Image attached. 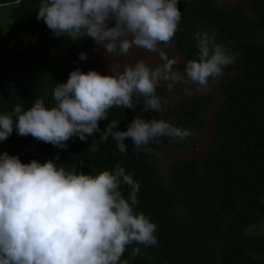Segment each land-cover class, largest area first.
I'll return each instance as SVG.
<instances>
[{
	"label": "trees",
	"instance_id": "trees-1",
	"mask_svg": "<svg viewBox=\"0 0 264 264\" xmlns=\"http://www.w3.org/2000/svg\"><path fill=\"white\" fill-rule=\"evenodd\" d=\"M254 13L238 4L223 6L218 0H186L178 3L182 13L172 40L188 62L197 59L198 31L215 32L217 43L234 56V71L222 76L217 88L222 93L220 106L209 112L211 97L202 95L177 103L178 117L168 121L162 111L146 112L145 119H157L187 129L194 126L213 131L212 149L201 160L184 159L173 164L170 182L161 177L152 160L158 147L184 148L179 142L160 137L150 142V152L133 151L131 138L125 140L122 154L110 136L101 143L100 134L81 141L74 136L61 149L31 135L21 137L15 129L4 141L10 156L22 163L53 160L58 166L97 175L120 164L139 182V201L135 212H143L156 224L157 245L132 244L122 260L129 264H264V236L245 234L264 222V0H244ZM41 0H0V115L11 113L16 105L29 110L37 98L48 108L55 106L53 89L79 67L76 56L89 52L93 40L73 42L67 35L57 37L37 20ZM157 94L161 103L165 90ZM113 107L109 118L99 122L101 131L112 119L119 130L141 115ZM95 140L96 150L90 151ZM57 157H59L57 159ZM127 199L131 189L121 186ZM139 247L134 259L131 252Z\"/></svg>",
	"mask_w": 264,
	"mask_h": 264
},
{
	"label": "clouds",
	"instance_id": "clouds-1",
	"mask_svg": "<svg viewBox=\"0 0 264 264\" xmlns=\"http://www.w3.org/2000/svg\"><path fill=\"white\" fill-rule=\"evenodd\" d=\"M179 0H41L37 20L43 21L57 37L73 42L91 38L110 57H127L130 50L158 53L161 63L144 60L126 64L123 71L111 65L110 75L97 71L70 73L66 83L53 89L55 106L48 108L41 98L24 111L18 104L11 113L0 115V141H6L14 126L21 137L31 135L44 143L64 149L74 136L86 141L100 134V142L111 136L122 154L131 138L133 151L150 152V142L160 137L183 142L190 130L165 120L145 119L146 112L162 111L157 88L177 83L206 88L210 79L220 77L234 62V56L217 43L215 32L195 33L197 59L189 60L183 71L179 61L170 59L160 45H169L181 21ZM114 21V26L109 22ZM98 50V49H97ZM87 55L80 54V60ZM185 94L192 90L185 88ZM141 115L120 131L112 119L101 131L99 122L109 110L122 107ZM96 150L95 140L90 151ZM59 157H57L58 159ZM131 191L126 199L121 186ZM140 184L120 164L97 175L67 170L53 160L25 164L7 152L0 155V264H129L122 260L132 244L155 246L157 226L151 217L135 212ZM141 253L134 247L131 258Z\"/></svg>",
	"mask_w": 264,
	"mask_h": 264
},
{
	"label": "rangeland",
	"instance_id": "rangeland-1",
	"mask_svg": "<svg viewBox=\"0 0 264 264\" xmlns=\"http://www.w3.org/2000/svg\"><path fill=\"white\" fill-rule=\"evenodd\" d=\"M186 0H179V3L185 2ZM223 6H234L242 5L247 9L250 17L253 18L254 13L251 8L246 4L244 0H218ZM115 22L110 21L109 26H114ZM93 40V39H92ZM163 51L169 56L170 59L175 58L179 63L175 66L176 69L183 71L187 61L178 51V48L170 43L169 45H160ZM98 49V50H97ZM87 55L86 60H80V55L76 56V60L79 63L78 69L83 73L89 71H97L101 75L111 74V65L116 71H123V67L126 64H134L140 60H144L149 65L155 67L161 63L158 53H151L140 48H133L130 50L127 57H120L117 54H113L108 57L105 55L103 48L99 47L93 40V48L84 53ZM235 63L233 62L229 65L223 72V74L216 78L210 79L209 84L206 88L198 90L196 85H185L183 83H177L175 87L169 91L167 83L161 82L160 86L157 88H162L165 90V99L162 104V114L168 121H174L178 117L177 103L180 101H192L199 96L209 95L211 97V105L207 115L210 117L211 114L220 106L222 101V93L217 88L218 80L234 71ZM69 76L66 78L68 81ZM185 88H190L192 90L191 95L185 94ZM191 135L187 137L188 145L184 148H173L168 145H162L157 148L156 154L152 159L157 167L162 179L169 184V171L173 164L182 161L184 159H197L201 160L208 152L212 149L213 145V131L212 128L207 125L204 129H198L194 126L188 127ZM6 146L4 141H0V155L5 153ZM253 236H264V222L259 225L251 226L247 229L246 233ZM264 260V257H262Z\"/></svg>",
	"mask_w": 264,
	"mask_h": 264
}]
</instances>
